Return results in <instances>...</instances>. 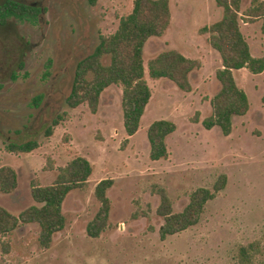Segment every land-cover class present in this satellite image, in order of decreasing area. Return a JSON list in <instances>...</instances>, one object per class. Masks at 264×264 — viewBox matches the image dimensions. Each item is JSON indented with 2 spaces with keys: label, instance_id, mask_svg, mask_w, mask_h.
I'll use <instances>...</instances> for the list:
<instances>
[{
  "label": "rangeland",
  "instance_id": "rangeland-1",
  "mask_svg": "<svg viewBox=\"0 0 264 264\" xmlns=\"http://www.w3.org/2000/svg\"><path fill=\"white\" fill-rule=\"evenodd\" d=\"M21 1L39 6L41 14L35 24L0 25V167L9 166L18 176L17 191L0 194V206L18 216L34 204L31 181L50 185L75 157L86 158L93 173L85 190L67 196L65 228L48 250L38 246L36 225H21L0 239V264H240L239 250L249 245L257 251L252 264H264V73L234 72L250 110L233 119L229 136L202 126L219 90L220 57L199 33L222 16L215 0L170 1L171 25L164 36L147 42L145 65L176 50L198 60L201 69L190 75V93L146 74L152 97L138 132L126 143L121 88L105 90L94 115L86 106L69 109L64 99L74 64L94 50L100 35L116 31L134 0H99L94 7L84 0ZM251 4L242 0V11ZM262 25V19L241 23L254 57H264ZM37 96L39 106L33 102ZM158 120L173 122L176 131L166 140L168 159L155 162L149 158L147 129ZM28 141L39 147L29 154L7 151L9 142ZM221 175L226 186L205 206L199 223L161 241L158 190L166 191L179 213L191 192L212 189ZM105 179L114 181L107 193L110 226L91 239L86 226L100 207L94 188Z\"/></svg>",
  "mask_w": 264,
  "mask_h": 264
},
{
  "label": "trees",
  "instance_id": "trees-1",
  "mask_svg": "<svg viewBox=\"0 0 264 264\" xmlns=\"http://www.w3.org/2000/svg\"><path fill=\"white\" fill-rule=\"evenodd\" d=\"M171 0H134L130 14L122 17L116 31L108 36L100 35L94 50L80 58L75 64L72 80L65 95L64 103L69 109L86 106L94 115L99 108L102 94L111 86L121 88V111L127 139L133 137L141 126V119L149 104L152 93L145 79H165L173 83L181 92L190 93V75L201 69L198 60L189 59L176 50L158 54L145 65L144 49L151 38H161L171 25ZM90 7L99 0H84ZM222 10L220 20L199 30L208 36L210 47L220 57L221 67L215 77L219 83L218 92L210 100L211 114L202 121L205 130L218 128L224 137L233 129V119L245 116L250 110L246 93L238 87L234 72L246 70L252 75L264 73V57H254L241 32V23H252L262 19L264 36V1L252 0L250 8L242 11V0H215ZM41 9L34 3L21 0L0 1V25L10 20L36 23ZM42 97L33 99L39 106ZM198 121V113L195 115ZM56 125V123H55ZM176 131V125L167 120L153 122L147 129L149 158L152 161L167 160L169 153L166 140ZM50 133V131H49ZM39 147L38 143L9 142L7 151L12 154H29ZM93 173L90 162L84 157L73 158L50 185L40 186L31 181L33 205L18 216L0 206V239L15 232L21 225H36L39 229L38 246L48 250L56 234L65 228L66 219L62 208L67 196L75 190H85ZM227 177L221 175L212 189L199 188L189 194L188 203L181 212L173 211L172 202L165 190H158L160 204L157 215L163 219L159 229L161 241L180 234L197 225L205 211V206L224 190ZM114 181L105 179L94 188V197L100 207L94 218L86 226V234L98 239L109 228L111 211L107 196ZM18 176L9 166L0 167V194L11 195L17 191ZM8 241L1 243L8 247ZM253 245L241 247L240 264H252L256 254Z\"/></svg>",
  "mask_w": 264,
  "mask_h": 264
}]
</instances>
